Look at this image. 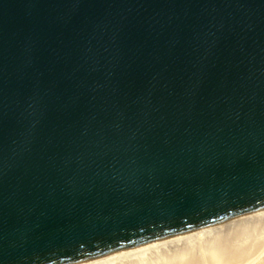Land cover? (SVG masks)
I'll use <instances>...</instances> for the list:
<instances>
[{"label": "water", "instance_id": "water-1", "mask_svg": "<svg viewBox=\"0 0 264 264\" xmlns=\"http://www.w3.org/2000/svg\"><path fill=\"white\" fill-rule=\"evenodd\" d=\"M262 208L264 0H0V264Z\"/></svg>", "mask_w": 264, "mask_h": 264}, {"label": "bare ground", "instance_id": "bare-ground-1", "mask_svg": "<svg viewBox=\"0 0 264 264\" xmlns=\"http://www.w3.org/2000/svg\"><path fill=\"white\" fill-rule=\"evenodd\" d=\"M68 264H264V208Z\"/></svg>", "mask_w": 264, "mask_h": 264}]
</instances>
